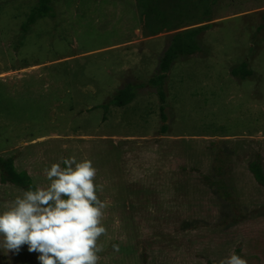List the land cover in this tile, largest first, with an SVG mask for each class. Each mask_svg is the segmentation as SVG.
I'll return each mask as SVG.
<instances>
[{
    "label": "rangeland",
    "instance_id": "1",
    "mask_svg": "<svg viewBox=\"0 0 264 264\" xmlns=\"http://www.w3.org/2000/svg\"><path fill=\"white\" fill-rule=\"evenodd\" d=\"M39 1L0 0V73L22 69L0 77V156L40 186L61 158L93 162L108 205L98 264L232 251L264 264V185L249 168L264 165V0H41L36 17ZM192 29L199 50L174 63L162 102L148 81ZM243 63L252 75L232 73ZM128 83L133 101L106 110ZM24 190L0 167V211ZM0 264L40 262L24 245Z\"/></svg>",
    "mask_w": 264,
    "mask_h": 264
},
{
    "label": "clouds",
    "instance_id": "2",
    "mask_svg": "<svg viewBox=\"0 0 264 264\" xmlns=\"http://www.w3.org/2000/svg\"><path fill=\"white\" fill-rule=\"evenodd\" d=\"M44 174L47 186L30 185L0 211V249L18 252L27 245L40 264H98L108 205L98 195L104 186L95 182L93 162L86 156L61 158ZM219 264L248 260L232 251Z\"/></svg>",
    "mask_w": 264,
    "mask_h": 264
},
{
    "label": "trees",
    "instance_id": "3",
    "mask_svg": "<svg viewBox=\"0 0 264 264\" xmlns=\"http://www.w3.org/2000/svg\"><path fill=\"white\" fill-rule=\"evenodd\" d=\"M41 12L42 2L40 0L35 16L38 17ZM200 30L201 29L178 31L172 35L171 42L160 59L157 73L148 81L150 85L158 87L159 96L162 102L165 101V92L162 87L168 77V72L181 56L192 55L199 50V46L196 43L195 37ZM232 73L234 75L248 76L253 74V70L247 67V63H243L241 66L234 68ZM136 93V85L134 83H128L124 87L120 88L104 105V107L107 110L111 105L118 107L126 106L133 101V99L136 97ZM160 108L161 117L165 121L166 117L164 113V105H161ZM166 127V124H164L162 129L165 130ZM0 167L2 169V180L4 182H11L25 190H27L30 185L35 186L28 172L18 171L16 169L15 162L12 157L4 158L0 156ZM249 168L255 179L264 185V165L262 159L259 157L252 160L249 163ZM212 183V186L217 184L215 180H213Z\"/></svg>",
    "mask_w": 264,
    "mask_h": 264
},
{
    "label": "crops",
    "instance_id": "4",
    "mask_svg": "<svg viewBox=\"0 0 264 264\" xmlns=\"http://www.w3.org/2000/svg\"><path fill=\"white\" fill-rule=\"evenodd\" d=\"M21 70H22V69L19 68V69H17V70L3 71V72L0 73V77H6V76H8L9 74H16V73L20 74Z\"/></svg>",
    "mask_w": 264,
    "mask_h": 264
}]
</instances>
